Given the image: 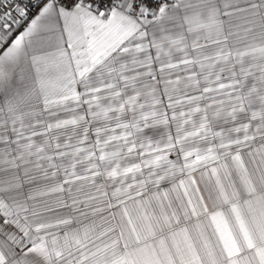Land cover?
<instances>
[{"label": "snow or ice", "instance_id": "6c2138e0", "mask_svg": "<svg viewBox=\"0 0 264 264\" xmlns=\"http://www.w3.org/2000/svg\"><path fill=\"white\" fill-rule=\"evenodd\" d=\"M0 264H264V0H0Z\"/></svg>", "mask_w": 264, "mask_h": 264}]
</instances>
